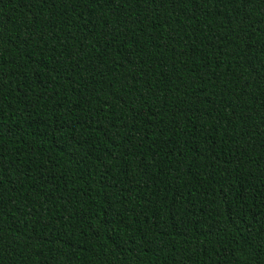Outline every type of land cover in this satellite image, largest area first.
Returning a JSON list of instances; mask_svg holds the SVG:
<instances>
[{"label": "trees", "instance_id": "1", "mask_svg": "<svg viewBox=\"0 0 264 264\" xmlns=\"http://www.w3.org/2000/svg\"><path fill=\"white\" fill-rule=\"evenodd\" d=\"M0 264H264V0H0Z\"/></svg>", "mask_w": 264, "mask_h": 264}]
</instances>
